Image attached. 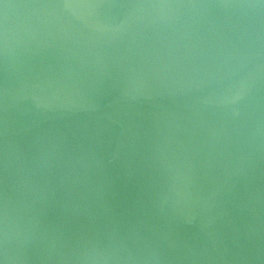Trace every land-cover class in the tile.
Listing matches in <instances>:
<instances>
[{"label":"water","instance_id":"1","mask_svg":"<svg viewBox=\"0 0 264 264\" xmlns=\"http://www.w3.org/2000/svg\"><path fill=\"white\" fill-rule=\"evenodd\" d=\"M0 264H264V0H0Z\"/></svg>","mask_w":264,"mask_h":264}]
</instances>
